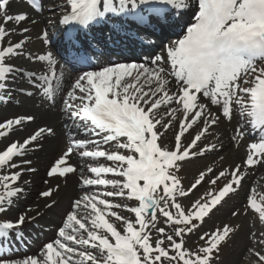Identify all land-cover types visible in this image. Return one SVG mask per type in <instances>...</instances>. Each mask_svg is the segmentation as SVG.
Returning <instances> with one entry per match:
<instances>
[{
	"label": "snow or ice",
	"instance_id": "obj_1",
	"mask_svg": "<svg viewBox=\"0 0 264 264\" xmlns=\"http://www.w3.org/2000/svg\"><path fill=\"white\" fill-rule=\"evenodd\" d=\"M27 2L40 9L37 0ZM188 7V0H54L50 10L60 11L57 24L64 26L57 56L47 28L37 34L47 47L33 50L31 26L38 21L0 0V103L39 98L69 122L68 143L38 196L53 208L73 175L86 189L43 256H0V264H222L238 237L244 243L238 264H264V193L257 191L264 185L250 186L231 210L242 222L201 231L264 167V0H196L182 38L150 64L79 67L91 60L84 38L94 28L153 35ZM36 120L20 114L0 121V142L7 141L0 148V214L27 196L30 181L23 177L37 172L27 157L58 135L51 125L28 132ZM233 120L235 147L250 133H260L258 141L241 162L219 155L216 167L204 165L185 184V166L221 153L217 129ZM40 215L37 205L0 220V246L23 239V226Z\"/></svg>",
	"mask_w": 264,
	"mask_h": 264
},
{
	"label": "bare ground",
	"instance_id": "obj_2",
	"mask_svg": "<svg viewBox=\"0 0 264 264\" xmlns=\"http://www.w3.org/2000/svg\"><path fill=\"white\" fill-rule=\"evenodd\" d=\"M194 2L195 0H188V5L191 7L192 5H194ZM31 16L32 18L37 20L35 16ZM34 26L35 25H32L31 27ZM20 114H33L37 116V120L29 126L28 132H31L32 130L40 126L51 125L57 129L58 135L55 138H49L48 140H46L44 142V147L41 150L31 153L27 157L28 159H32V167L37 168V172L35 174L26 173L23 177V179H27L30 181V184L28 185L27 196L26 198L21 199L8 212L3 214L6 219L14 220L18 214L25 211L26 209L35 208L37 205H39L40 207L41 215L36 219V221L24 225L22 231L25 232L31 229L35 233V231L38 230V232L36 233L41 237V239L39 241H36L35 246L29 248L28 250H24L25 248H22L21 252L14 253L13 255L15 259H23L27 254H29V256H35L37 252H41L42 238L47 241H50V239H57L55 229H59V227L62 226V222L65 219L66 213L71 210L72 201L80 195L78 191L81 188V185L78 184L79 182H77L78 179H75V175H73V178L71 177L66 185L62 183L61 191L57 196L54 197L57 200V204L51 209L44 208L45 200L40 198L38 196V193L44 189L43 181L46 178L45 174L49 166L61 154L62 150L65 148V145L68 143V136L66 135L67 130L63 127L64 120H61L62 117L59 115V113L49 112L46 106L40 103L39 98L29 99L24 96H15V101H10L7 105H4V108L0 112V121ZM235 123V120H233L231 124L225 122L220 125L219 129H217V133L222 137L224 150L216 156L209 155L205 160L196 161V163L193 164V169L199 167L200 164H204L209 158H212V160L215 162L214 167H216L219 163V155H224L226 157L227 163H239L242 161V159L245 157V153L249 143L248 141L250 140V138H255L258 140L260 133H257L255 136L251 135L250 133L248 135V137L250 138H245V140L239 145L241 146V144H244L245 146L237 148L234 146L233 142L230 139V137L233 135ZM16 135L17 137H21L27 135V132L17 133ZM6 143V140L0 142V148H2ZM71 162L76 163L77 159L74 157ZM52 183H55V181H53ZM250 184H255L256 186L258 184H264V167L258 168L250 176V178L248 179V183L245 184V189H247ZM203 191L204 188H199V190L196 191L195 196H198V194L201 192L203 193ZM243 192L245 193L246 191ZM243 192L233 199L229 200L223 208H221L218 212L215 213V215L212 216L211 220H208L205 223L204 226L212 223L213 221H218L222 218H225V216H228L233 207L240 204L243 200ZM51 212H54L57 215L56 220L50 221L46 225L47 227L44 228H41V225H37V221L40 217L41 220L46 214ZM29 215H35V212H30ZM243 245L244 243H240V247L242 249L244 248Z\"/></svg>",
	"mask_w": 264,
	"mask_h": 264
},
{
	"label": "rangeland",
	"instance_id": "obj_3",
	"mask_svg": "<svg viewBox=\"0 0 264 264\" xmlns=\"http://www.w3.org/2000/svg\"><path fill=\"white\" fill-rule=\"evenodd\" d=\"M243 146H245V145L241 144V146H239V147H243ZM195 163H196V161L193 162V163L187 164L185 166L184 171L181 173V175L183 177H185V184H187L189 180H191L195 175H197L198 170L202 169L204 165H211V166L214 167V161L212 160V158L211 159L209 158L208 160H206V162L204 164H200L199 167L193 169V166H194L193 164H195ZM250 186H256V185L255 184H250L247 187V189H245L246 192L245 193L243 192V194H242L243 195V200H244V197H245L248 189L250 188ZM257 191L261 192V193H264V187H257ZM201 193H199L198 196ZM243 200L241 201V203L243 202ZM187 202L188 201H184V203H187ZM240 204H238V205H240ZM44 218L46 220H48L49 218H53V214H46V216ZM2 220H6L5 216H2ZM242 221H243V218H241V217H231V212H230L228 216H225V218H222V219H220L218 221H213L212 223H210V224H208L206 226H203L201 231L210 230V229L213 228V226H220V225H223L224 223H229V224H233L234 225V224L240 223ZM194 239H196V237H191L189 242L191 243V241L194 240ZM242 240H243L242 237H238L237 241H236V243L234 245L226 247L224 249V252L222 254V264H238V262L241 260L242 254H243V249L240 247V243H243ZM243 264H250V261H244Z\"/></svg>",
	"mask_w": 264,
	"mask_h": 264
}]
</instances>
